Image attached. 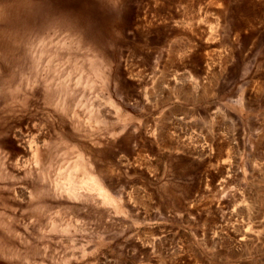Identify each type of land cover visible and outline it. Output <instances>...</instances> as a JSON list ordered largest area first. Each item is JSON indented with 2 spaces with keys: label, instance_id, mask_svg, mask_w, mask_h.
Returning <instances> with one entry per match:
<instances>
[{
  "label": "rangeland",
  "instance_id": "rangeland-1",
  "mask_svg": "<svg viewBox=\"0 0 264 264\" xmlns=\"http://www.w3.org/2000/svg\"><path fill=\"white\" fill-rule=\"evenodd\" d=\"M0 264H264V0H0Z\"/></svg>",
  "mask_w": 264,
  "mask_h": 264
}]
</instances>
